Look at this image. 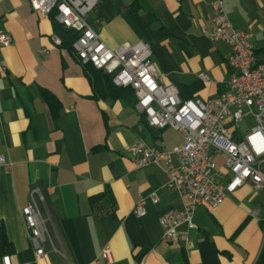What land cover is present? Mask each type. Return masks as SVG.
I'll use <instances>...</instances> for the list:
<instances>
[{
    "label": "crops",
    "instance_id": "0c3cea01",
    "mask_svg": "<svg viewBox=\"0 0 264 264\" xmlns=\"http://www.w3.org/2000/svg\"><path fill=\"white\" fill-rule=\"evenodd\" d=\"M224 1L232 24L254 33L264 61V0ZM54 20L30 0H0V31L13 37L0 45V154L12 164L0 166V220L14 246L12 264H264V187L245 184L214 211L200 206L186 244L163 238L161 214L188 198L167 186L159 167L136 166L128 148L138 140L173 147L181 137L151 126L135 93L95 97L94 71L55 44ZM88 23L111 47L148 42L160 81L175 84L182 98L228 89L230 48L202 33L213 25L204 0H101ZM44 91L56 99L57 117ZM36 187L45 194L42 215L56 248L45 244L43 257L21 212ZM153 193L159 202L149 200L137 217L136 203ZM106 246L113 263L101 257Z\"/></svg>",
    "mask_w": 264,
    "mask_h": 264
},
{
    "label": "built area",
    "instance_id": "2783aa9c",
    "mask_svg": "<svg viewBox=\"0 0 264 264\" xmlns=\"http://www.w3.org/2000/svg\"><path fill=\"white\" fill-rule=\"evenodd\" d=\"M101 0H30L42 15L54 14L65 28L79 33L73 52L83 65L107 72L113 83L131 88L137 98L136 108L156 128H172L181 137L173 147L157 146L138 140L129 148L138 167L157 166L166 175L167 186L188 198L181 209L171 208L159 218L162 235L170 242L186 244L191 230L198 229L196 210L203 206L214 211L228 194L245 184L264 187V61L252 42L254 33L236 28L224 0H204L211 7L212 27L202 26V33L212 41L226 43L230 50L227 64L231 70L228 89L209 98H182L173 83L160 81L161 72L152 59L151 45L139 40L109 46L88 23V16ZM56 45L62 39L54 35ZM13 37L0 31V45L10 46ZM45 51V50H43ZM2 66L7 67L5 61ZM207 79V75H204ZM255 125L243 135L241 123L248 117ZM0 154V166L11 168ZM52 190V188H49ZM159 202L157 194L142 196L134 207L137 217L145 216L147 203ZM45 194L39 187L31 191V200L21 209L28 238L37 257L45 255V244L56 250L48 229L49 218L42 215ZM101 257L114 262V253L106 246ZM2 264H12L8 254Z\"/></svg>",
    "mask_w": 264,
    "mask_h": 264
},
{
    "label": "trees",
    "instance_id": "16d2710c",
    "mask_svg": "<svg viewBox=\"0 0 264 264\" xmlns=\"http://www.w3.org/2000/svg\"><path fill=\"white\" fill-rule=\"evenodd\" d=\"M52 18L54 19V14H51ZM55 28L57 34L62 39L61 46L69 51H73V42L77 39L79 36V33L72 30L65 28L63 25L55 21ZM88 66L90 69H92L94 72V92L95 97H113L117 98L118 96L124 94V93H134V91L129 87H121L117 86L113 83L112 77L103 70L95 69L91 65H85ZM44 95L48 101V103L51 106L53 117H57L58 111H59V105H57L56 99L48 92L44 91ZM100 200V199H99ZM98 199L93 198L92 204L96 205L99 201ZM0 250L3 255L11 253L14 251V246L10 242L9 238L7 237L6 230L4 227L3 222L0 220Z\"/></svg>",
    "mask_w": 264,
    "mask_h": 264
},
{
    "label": "rangeland",
    "instance_id": "374dc122",
    "mask_svg": "<svg viewBox=\"0 0 264 264\" xmlns=\"http://www.w3.org/2000/svg\"><path fill=\"white\" fill-rule=\"evenodd\" d=\"M254 125H255V119L252 116L246 117L241 123L240 134H242L243 132L245 133L246 131L250 130ZM177 138H178V135H177Z\"/></svg>",
    "mask_w": 264,
    "mask_h": 264
}]
</instances>
